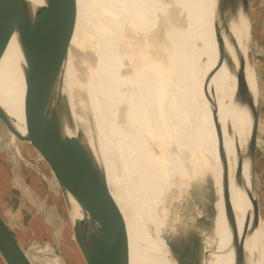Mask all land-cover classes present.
<instances>
[{"label":"water","instance_id":"obj_1","mask_svg":"<svg viewBox=\"0 0 264 264\" xmlns=\"http://www.w3.org/2000/svg\"><path fill=\"white\" fill-rule=\"evenodd\" d=\"M43 1L44 4L42 6L33 9L28 0H0V54L10 37L16 33L20 51L24 58L23 80L24 100H26V133L22 135L16 130L6 111L1 106L0 122L6 127L9 134L14 136L13 138L22 143L27 142L26 144L34 152L36 151L40 159L47 165V169L51 171L52 180L48 181L46 179L48 176L43 175L44 182L51 195L63 203L64 211L67 213L64 226L65 232L69 233L79 261L82 264H129L118 211L108 196L110 194L107 188L105 169L94 153L97 136L96 121L92 114V107L86 101V94L83 91L81 93L78 92L75 116L70 110L68 103H66V107L65 105L61 107L59 96L53 101L61 67L67 58L68 52H72L73 57L75 56L77 85L83 82L84 76L82 74L85 73L86 76H89V86H92L94 92L101 90L104 96L108 95L109 88H116L115 85L119 80L117 76L124 80L128 78V75H131L132 71L129 72V64L132 63L134 66L135 62L138 61L136 72L130 77H133L134 81H137L140 86L138 89H132L130 83L125 85L123 82V85L119 86L118 89L122 93L126 91L125 96L131 99L130 101L127 98L125 101L120 100L118 104L120 107L114 112V123L118 126L121 136L127 141L123 144L125 148H128L126 154L131 156L134 163L136 158L138 156L142 157L144 153L146 154V151L149 154L151 152L158 155L157 153L160 150L156 146L155 140L160 135L164 141L162 140V151L159 153V160L170 161V158H168L170 156H166V151L172 152L174 155L180 154L179 147L173 143L175 139L172 141L165 133L166 127H168L166 126L168 120L161 121L155 113L156 111L151 103L153 96L148 95L151 90V76L147 79L146 75L143 74V63L150 66V72H152L154 64H157L160 76L165 77L167 82L169 80V82L177 84L178 88L182 87L183 92L175 94L176 106H179L180 102L189 105L193 92L198 93V95L201 93L204 96L205 100L203 102H206L211 113L216 143L211 129L206 127L205 131L211 135L212 149H217L218 161L221 165L220 181L223 217L226 229L232 235V243L235 247V257L232 264L242 263L245 255V237L258 227L260 219L264 221L261 204L255 193L257 182L255 176L258 173V168H260L259 143L261 136L264 135V130L261 105L259 104V74L254 61L257 24L250 1L221 0L219 2L220 19L224 24L227 21L222 17L223 10L232 14L240 6L248 17L250 32L246 47L248 50L246 57L252 62L256 79L257 95L254 98L246 79L245 63L240 60L236 75V100L248 111V118L246 117L245 122L247 125L249 124V135L246 139L244 156L249 161L250 187L244 190L251 204V214L245 215L240 234L238 233L236 217L232 208V197L227 183L228 159L223 149L216 108L205 87L199 88L196 83L197 78L188 63L185 51L182 49L180 15L178 14L176 19L174 9L167 7V22H163L156 3L157 0L151 3L150 0H141V5L138 0H134L132 3L125 5L127 8H131V15L140 5V24L143 25L144 22H147L149 26L151 25L147 29V38L144 40L140 33L138 35L132 34L128 24H125L121 32H119L120 36L116 41L118 35L116 24H118V18H120L118 14L120 8H116L118 5L121 7V3L125 0H84V11H94V15L88 16L90 25L88 28L91 31L92 36H90L94 44H92L91 49L88 47L78 48L76 45H71L76 28L77 0ZM215 13L212 12L213 22H215ZM83 31L89 33L88 30L84 29ZM79 34L81 35L82 33L79 32ZM76 50H82V53H77ZM219 50L221 54L222 49L219 48ZM119 60L121 64L117 66L118 74H116L115 67ZM192 81L195 83V88L190 94L188 86H191ZM77 87L80 90V86ZM163 87L165 91H169L170 87L167 85ZM175 91L178 90L175 89ZM105 98L108 100V97ZM202 99L196 101V104ZM104 102L99 103L104 105ZM168 104V102L166 104V101H163L164 108L169 106ZM107 110L108 108L105 111L106 114H108ZM191 114L194 117L196 115ZM192 115L190 116V121L194 118ZM109 117L110 115L107 118L102 117V125L105 131L108 130V121L112 123ZM63 119L68 123L69 130H72V135H67L63 132ZM130 119L134 120V124H131ZM85 129L89 132L92 146L88 141L89 138L86 136ZM186 134H190V131H185L184 135L182 134L183 136L180 135V137L185 138ZM165 141L167 143L170 141V143L165 144ZM234 149L236 152L238 151L235 143ZM181 153L184 154L185 152L181 151ZM154 158L158 160L156 157ZM242 159V156L238 155L235 172L236 183L240 186L244 180ZM179 160L181 161L180 158ZM151 161H154V159H151ZM169 164L170 166L162 167L161 170L166 171L168 184L170 183L169 176H171V185L168 187L167 184L166 188L168 187V190L163 193L157 191L169 203L175 202L185 189L191 186L193 181L197 183L206 176H209L212 181L214 201L210 213L202 215L209 226H206L204 231L205 234L200 245V257L197 262L198 264H204V240L213 229V218L215 215L214 204L217 195L214 179L204 169V166L201 165L200 167L197 165L195 168L200 169L197 170L198 172H189L188 175L180 180L178 175L173 177L172 163ZM192 168L189 167L191 170ZM155 170H158L157 166ZM150 174V178L153 179V172H150ZM145 176L148 178L149 173H146ZM70 198L85 210L86 219L73 220ZM39 220L45 228L42 235L47 245H50L52 240L46 231L47 222L43 217H39ZM171 224L165 221L163 225L164 232L166 230L172 231ZM165 241L167 242L168 250L178 264H190L187 258L184 257L185 254H183V248L187 245L186 243L177 241L169 243L166 238ZM0 262L2 264H36L34 252L32 249L24 247L13 226L1 211Z\"/></svg>","mask_w":264,"mask_h":264},{"label":"bare ground","instance_id":"obj_2","mask_svg":"<svg viewBox=\"0 0 264 264\" xmlns=\"http://www.w3.org/2000/svg\"><path fill=\"white\" fill-rule=\"evenodd\" d=\"M28 1L33 9L44 4L43 0ZM151 2H154V0H150ZM166 2L167 0H157L156 2L161 18L163 22H167V7L174 9L176 19L178 18V14L180 15L179 19L182 23L180 39L182 49L185 51L188 63L197 78L198 82L196 81V83L199 85V88L205 87L216 108V117L222 134L223 149L228 159L227 183L232 197V208L236 217L238 233L240 234L245 215L251 214L250 202H248L245 194V190L249 189L248 184H246L247 182L244 178L240 186L236 183L235 179L238 155L240 153L238 154V151L236 152L234 149L236 134L233 133L234 127L237 126V118L241 108V104L236 100V75L240 60H243L242 36L248 35L245 33L246 16L240 6L232 14L229 11L223 10L222 17L227 21L226 25L220 19L219 2L221 0H213L212 12H216L215 22L212 21L208 4H206L207 11H205L199 0H168ZM84 3V0H77L76 28L71 45H76L78 48L88 47L91 49L94 42L91 38V31L88 28L90 26L88 16L94 15V11H84ZM127 3L130 4V2L125 0L121 3L122 8L119 5L116 8H120L118 10L120 18H118V24H116L118 30L116 41L120 36L119 32H121L125 24H128L132 34L138 35L140 33L142 38L146 40L147 29L151 25L149 26L147 22H144L143 25L140 24L139 15L141 13L140 5L142 2H140L138 9L134 10L132 15L130 14L131 8H127L126 6ZM84 29L88 30L90 34L83 31ZM141 29L144 30L141 31ZM79 32L82 34L80 35ZM219 48L222 49L221 54L219 53ZM77 51L79 52V50ZM137 62L133 66L129 61V72H133H131V75L136 72ZM120 64L119 60L115 67L116 74H118L117 66ZM64 65L77 79L75 58L72 52H68ZM23 67L24 58L20 51L18 35L14 33L0 54V106L6 111L16 130L20 134L25 135L26 100H24ZM149 68L148 64L143 63V74L146 75L147 79L151 76V90L148 95L153 96L151 103L156 111V115L159 116L161 121L168 120L166 123L168 127H166L165 133L172 141L175 139L173 143L179 147L180 154L174 155L172 152L166 151V156H170L168 157L170 161L159 160L158 156L162 151L163 144V139L160 135L155 140V144L160 150L157 153L158 155L151 152L149 154L146 151V154L144 153L142 157L138 156L134 163L131 156H127L126 154L128 148H125L123 144L127 141L121 136L118 126H116V131H114L113 125L115 123H109L108 121V137L100 135L95 126L97 136L94 153L105 169L107 188L110 194L108 196L118 211L128 262L129 264H178L166 246L167 242L165 241L163 230L165 221L171 222V226L174 229L175 227L178 229L180 226L183 228L188 227L183 223L185 220L182 219V221L178 213L174 211L172 203L166 201L161 194L167 191L171 185V176H169L170 183L168 184L166 171L161 169L162 167L170 166L168 163H172V175L173 177L178 175L180 180L188 175L189 172H198L197 170L200 169L195 168L197 165L200 167L201 165L204 166V169L213 177L217 198L214 204L213 229L206 236L203 245L205 253L204 264H232L235 257V247L232 243V235L226 229L223 217L220 181L221 165L218 161L217 149H212L211 135L205 131V128L208 127L214 135L209 107L206 102H203L205 99L201 93L198 95V93L193 92L195 88L193 81L191 86H188L190 94L193 92L189 105L180 102L179 106H176L175 94L183 92L182 87L178 88L177 84L169 82V80L167 82L165 77L160 76L157 64H154L153 70L151 69L152 72L149 71ZM82 75L84 76L82 84L86 87V101L92 107V114L96 121L95 125L101 128L103 127L102 117L107 118L110 115L109 118H114V112L120 107L118 105L119 101H125L126 98L129 101L131 99L125 96L126 91L122 93L118 87L123 85V82L125 85L130 83L132 89H138L140 86L137 81H134L133 77H130L131 75H128V78L124 80L115 75L119 79L115 85L116 88H109L108 95L104 96L101 90L94 92L92 86H89V76H86L85 73ZM60 76L65 85L70 88V91L65 88H56L53 101L59 96L61 107L64 105L66 107V103H68L70 110L75 116L74 112L77 107L78 92L81 93V90L68 81L66 73L62 68ZM166 85L170 87L169 91H165L163 86ZM175 89L178 91H175ZM105 97H108V100ZM201 99L202 101L196 104V101ZM53 101L52 103H54ZM98 101L104 102V105ZM163 101H166V104L168 102L169 106L164 108ZM107 108L108 114L105 113ZM22 111H24V115ZM191 113L196 114L195 117ZM191 115L194 117L192 121H190ZM131 124H134V120H131ZM62 125L65 134H73L64 119ZM185 131H190V134H186L185 138L180 137V135H184ZM85 132L89 138L88 130L85 129ZM88 141L92 146L90 138ZM170 141L168 143L165 141V144H169ZM214 141L216 143L215 135ZM181 151H184L186 154H182ZM154 157L158 160H155ZM151 159H154V161H151ZM156 166L158 170H155ZM189 167H193L192 170ZM150 172H153V179L150 178ZM146 173H149L148 178L145 176ZM167 184L168 187L166 188ZM70 200L73 220L86 219L87 214L85 210L78 206L73 199L70 198ZM258 236L256 229L252 233L247 234L244 239V260L239 264H260L261 259L262 264H264V233L262 237ZM191 253L192 256H195L194 252Z\"/></svg>","mask_w":264,"mask_h":264},{"label":"rangeland","instance_id":"obj_3","mask_svg":"<svg viewBox=\"0 0 264 264\" xmlns=\"http://www.w3.org/2000/svg\"><path fill=\"white\" fill-rule=\"evenodd\" d=\"M126 1L132 3L134 0ZM140 1L141 0H138V2ZM199 1L201 6L207 11V0ZM249 1L254 15L256 16L257 24L254 61L259 74V104L261 105L264 130V0ZM245 27V33L249 35L250 23L248 22L247 16ZM77 53H82V50H79V52L77 51ZM242 59L245 63L247 57L244 51ZM249 65L250 62L248 61L246 66ZM61 68L65 71L68 81L76 87L80 86V90L85 92L86 87L82 83H78L77 85V79L69 72L64 63ZM248 74L252 81L250 87V82L246 76L248 86L255 98L257 95L256 79L252 63L248 68ZM56 88H65L70 91V88L65 85L60 75ZM22 113L24 115V111H22ZM247 113V109L241 106L237 118V126L234 127L233 133L236 134L235 144L237 145L238 154L240 153L239 155L243 158V176L249 188V161L244 156L246 139L249 135V124L247 125L245 122ZM109 119L114 124V118ZM95 126L100 135H108L104 127ZM113 128L114 131H116V124L113 125ZM259 148L260 168H258V173L255 176L257 180L255 193L261 204V211L264 215V135L260 138ZM35 154L36 151L34 152L28 144L12 138L6 127L0 122V211L7 217L24 247L26 249H32L36 264H82L75 253L69 233L65 232L64 226L67 213L64 211L63 203L61 200H57L51 195L44 182L43 175L48 176L46 170L47 165ZM46 179L51 181L52 177L49 175ZM200 181L201 182L197 183L193 181L191 186L187 187L180 197L172 203L174 211L178 213L181 220H185V222L182 221L188 227L183 228L180 226L178 229H176V227L174 229L172 226V231L166 230L164 232L165 238L169 243H175L177 241L187 244L184 246L185 248H183V254H185L184 257L187 258L190 264H198L197 262L200 257L199 253L201 252V240L205 234L204 231L206 226H209L202 215L210 213L214 201L213 186L209 176L204 177ZM248 202L250 201L248 200ZM39 217H43L47 222L46 231L49 233V237L52 240L50 245H47L42 235L44 234L45 228L43 223L40 222ZM256 230L259 235L258 237H262L264 233V221L261 219L259 220V225ZM191 252H194L195 256H192ZM60 261H62V263H60ZM0 264L2 263L0 262ZM260 264H262V259Z\"/></svg>","mask_w":264,"mask_h":264},{"label":"crops","instance_id":"obj_4","mask_svg":"<svg viewBox=\"0 0 264 264\" xmlns=\"http://www.w3.org/2000/svg\"><path fill=\"white\" fill-rule=\"evenodd\" d=\"M207 2H208V6H209V8H210V13H211V18H212V11H213V0H207ZM248 35H243L242 36V47H243V51H244V53L246 54L247 53V42H248ZM244 45V46H243ZM242 56H243V54H242ZM249 60L248 59H246V62H245V74H246V76L248 77V81L250 82V87H251V83H252V81H251V79H250V76H249V74H248V68L251 66V61H249L250 62V65L249 66H246V64H247V62H248ZM249 87V88H250ZM11 137L13 138L14 136H12V134H11ZM25 143H27V142H25ZM36 156H38V154L36 153ZM39 157V156H38ZM39 159H40V157H39ZM48 168V167H47ZM47 170V174H48V177H49V175L52 177L53 175H52V173H51V171H49L48 169H46ZM60 263H62V261H60Z\"/></svg>","mask_w":264,"mask_h":264}]
</instances>
